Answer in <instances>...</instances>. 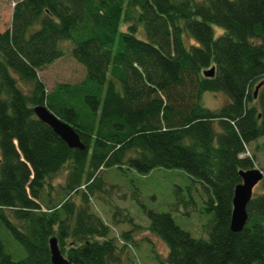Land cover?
I'll use <instances>...</instances> for the list:
<instances>
[{"label":"trees","instance_id":"trees-1","mask_svg":"<svg viewBox=\"0 0 264 264\" xmlns=\"http://www.w3.org/2000/svg\"><path fill=\"white\" fill-rule=\"evenodd\" d=\"M64 42L86 76L49 90L39 72L67 53ZM207 91L224 105L204 106ZM39 105L85 148L40 120ZM263 136L264 0H18L0 30V264H53V237L71 264H120L141 225L126 216L134 228L112 236L90 204L106 191L102 172L125 166L182 169L203 184L207 238L144 207L168 264H264V179L247 224L231 229L240 170L255 167L249 144ZM67 167L53 200L51 181ZM7 231L23 257L7 249Z\"/></svg>","mask_w":264,"mask_h":264},{"label":"rangeland","instance_id":"rangeland-1","mask_svg":"<svg viewBox=\"0 0 264 264\" xmlns=\"http://www.w3.org/2000/svg\"><path fill=\"white\" fill-rule=\"evenodd\" d=\"M17 1L0 0V30L3 31L11 25L13 8ZM215 29L218 34L222 32L217 26ZM63 46L67 53L39 72L49 90L54 89L60 82L76 83L86 76V68L71 54L70 43L64 42ZM225 100L226 96L222 92L207 91L203 95L202 104L216 109L223 106ZM249 151L256 155L255 167L264 171V136L251 142ZM68 173L69 168H64L52 179L51 182L57 188L52 193L53 200L60 197L59 188L65 182ZM102 180L106 191H99L101 193L94 196L90 205L93 212L112 225L111 235L121 236L124 231L134 228L132 223L123 221L126 216L133 217L135 222L141 225L139 229L133 230L136 243L131 242L133 246L129 249L119 247L120 264H168L169 249L161 238L148 229L150 219L144 207L158 212H170L175 221L194 237H208L207 224L212 214L205 210L204 187L186 171L159 167L143 174L127 166L111 167L102 172ZM255 190L257 192L263 190L262 181L257 184ZM182 198L185 200L192 198L195 204L189 205L187 210L184 204H179ZM76 200L79 203L82 201L78 196ZM115 218L119 222H114ZM2 235L7 249L16 259L25 255L23 247L8 231L2 232ZM119 245L123 246V243ZM14 249H18V254H15Z\"/></svg>","mask_w":264,"mask_h":264},{"label":"water","instance_id":"water-1","mask_svg":"<svg viewBox=\"0 0 264 264\" xmlns=\"http://www.w3.org/2000/svg\"><path fill=\"white\" fill-rule=\"evenodd\" d=\"M215 67L206 71L207 76H213ZM261 85L256 87L255 96ZM35 113L40 120L47 123L53 130L72 148L84 149L85 145L81 141L79 134L67 122L57 117L46 106L39 105L35 107ZM242 182L239 183L234 191L233 211L231 218V229L239 232L243 230L248 222L249 213L248 204L254 196V189L258 183L264 179V171L253 167L248 170H240ZM51 258L53 264H71V261L63 254L58 243L57 237L50 239Z\"/></svg>","mask_w":264,"mask_h":264}]
</instances>
